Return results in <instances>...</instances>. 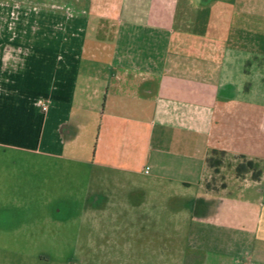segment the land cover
<instances>
[{
	"label": "crops",
	"instance_id": "0c3cea01",
	"mask_svg": "<svg viewBox=\"0 0 264 264\" xmlns=\"http://www.w3.org/2000/svg\"><path fill=\"white\" fill-rule=\"evenodd\" d=\"M72 12L14 72L0 51V264L65 241L71 171L84 215L109 221L94 234L105 247H145L143 264H264V0Z\"/></svg>",
	"mask_w": 264,
	"mask_h": 264
},
{
	"label": "rangeland",
	"instance_id": "374dc122",
	"mask_svg": "<svg viewBox=\"0 0 264 264\" xmlns=\"http://www.w3.org/2000/svg\"><path fill=\"white\" fill-rule=\"evenodd\" d=\"M88 3L90 0H0V51L3 55L9 53L14 57L10 61L2 62L1 68L14 72L20 66L15 61L16 57L25 58L27 53L50 52L51 40L39 39L40 36L47 35L48 38H54L58 34L57 27L52 29L49 20L63 21L65 10L69 7L76 15ZM254 3L255 0H248V4ZM187 14L191 16L190 12ZM200 16L205 18L206 14ZM11 80L14 82L2 83L7 86L6 94L11 95L8 99L14 101L18 94L20 97V92L11 87L18 85V82L13 77ZM214 157L222 159V162L226 160L225 155L220 153ZM77 175V172L71 171L70 201L64 206L67 208L64 209L65 241L56 235L52 247H31L35 254L32 261L28 260V247H22L18 261L36 264H143L142 250L145 247H134L133 250V247H127L123 241L118 242L119 247H105L107 242L102 240L103 235H94L99 226L105 224L109 228L110 224L109 221L96 220L94 215H84L85 208L79 197ZM68 217L69 220L66 219ZM151 259L156 260L157 255H152Z\"/></svg>",
	"mask_w": 264,
	"mask_h": 264
},
{
	"label": "trees",
	"instance_id": "16d2710c",
	"mask_svg": "<svg viewBox=\"0 0 264 264\" xmlns=\"http://www.w3.org/2000/svg\"><path fill=\"white\" fill-rule=\"evenodd\" d=\"M213 153L214 154L212 156L207 158V163L210 167L214 168L216 173H218L219 168L222 164V159H219V158L214 157V156L217 153H220L221 155H223L224 153L220 152V151H214ZM256 167H257V163H255L252 160H248V161L238 165L237 172H238V174H242L243 172H246L247 170H249L251 168L256 169Z\"/></svg>",
	"mask_w": 264,
	"mask_h": 264
}]
</instances>
